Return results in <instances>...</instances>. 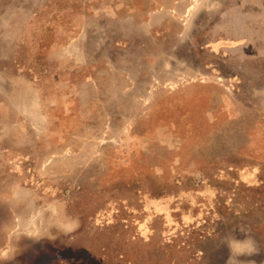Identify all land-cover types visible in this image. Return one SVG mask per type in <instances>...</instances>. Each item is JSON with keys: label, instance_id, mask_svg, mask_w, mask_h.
<instances>
[{"label": "rangeland", "instance_id": "rangeland-1", "mask_svg": "<svg viewBox=\"0 0 264 264\" xmlns=\"http://www.w3.org/2000/svg\"><path fill=\"white\" fill-rule=\"evenodd\" d=\"M0 264H264V1L0 0Z\"/></svg>", "mask_w": 264, "mask_h": 264}, {"label": "crops", "instance_id": "crops-1", "mask_svg": "<svg viewBox=\"0 0 264 264\" xmlns=\"http://www.w3.org/2000/svg\"><path fill=\"white\" fill-rule=\"evenodd\" d=\"M264 1V0H263ZM263 3V2H262Z\"/></svg>", "mask_w": 264, "mask_h": 264}]
</instances>
